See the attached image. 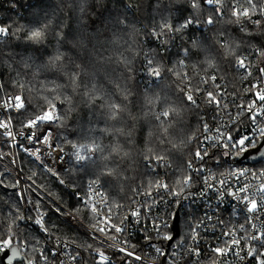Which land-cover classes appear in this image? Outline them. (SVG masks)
I'll list each match as a JSON object with an SVG mask.
<instances>
[{
    "label": "trees",
    "instance_id": "trees-1",
    "mask_svg": "<svg viewBox=\"0 0 264 264\" xmlns=\"http://www.w3.org/2000/svg\"><path fill=\"white\" fill-rule=\"evenodd\" d=\"M237 1L217 0L219 16L205 0H196L195 8L192 0H16L5 11V25L21 31L0 44V87L27 104L10 117L21 129L54 103L60 120L40 131L49 130L52 141L70 151L64 184L21 153L19 169L68 213L62 218L49 205H33L45 212L49 232L80 255V264H100L96 249L104 248L77 226L92 216L73 193L98 181L113 205L127 204L151 178L148 159L169 161L174 175L185 177L202 129L201 109L187 100L186 85L211 71L234 79L238 55L254 46L264 50V20L240 28L232 10ZM254 2L261 8L262 0ZM186 19L194 21L189 29L175 31ZM33 28L44 31L39 43L27 39ZM149 60L162 78L144 88L139 72ZM77 151L86 159L77 160ZM17 213L24 215L18 191L0 188L4 233ZM12 230V246L26 245L24 255L34 258L38 232L21 220Z\"/></svg>",
    "mask_w": 264,
    "mask_h": 264
},
{
    "label": "built area",
    "instance_id": "built-area-1",
    "mask_svg": "<svg viewBox=\"0 0 264 264\" xmlns=\"http://www.w3.org/2000/svg\"><path fill=\"white\" fill-rule=\"evenodd\" d=\"M14 1L16 0H0V26H6L5 11L10 9ZM237 3L240 9L248 11L247 16H235L240 28H244L245 22L249 20L254 24L264 20V0L261 8H257L254 0H238L234 5ZM188 29L189 27L186 30ZM200 38L198 34L197 39ZM5 39L0 40V44ZM241 58H246L247 72L237 67V62ZM150 68L156 69L153 64L147 63L139 72V81L144 88L150 87L162 78L160 73L159 76L149 74ZM262 68H264V50L254 46L238 55L234 64L236 78L225 79L211 71L202 76L201 80L186 85V96L191 95L196 101L195 105L201 109L202 129L198 137L197 151L201 152L204 159L197 158L195 154L194 159L186 163V176H191V183L183 187V190L181 184L186 176L178 179L169 161L148 159L145 164L151 178L146 185L138 188L127 204L113 205L98 181L89 182L84 192L73 193L75 200L80 204L81 199L89 196L97 200L103 196L107 204L112 207L113 223L119 224L128 217L125 221L126 231L119 234L110 233L115 239L100 233H95L99 239L92 238L94 232L91 226L97 223L98 217L89 211L92 216L90 224L77 221L81 231L86 232L91 240L110 251L111 254L107 256L110 264H258L260 259H264L256 255L264 253V239H251L252 236L264 232V208H260L264 193L259 191L260 185L264 183V175H260L264 173V158L254 164L237 163L235 153L229 158L224 155L225 148L215 146L213 140L207 139L215 136L217 129L230 134L234 139H239L243 135H253V130L256 128H264V102L258 99V94H264V73L260 71ZM209 93L216 95L219 106L209 103ZM17 95L22 97L25 108L19 112L14 108H5L4 104ZM250 104L254 106V112L248 111ZM26 108V101L21 94H4L0 87V121L10 120V131L15 136L13 140L4 135V129H0L3 142L0 146V164L6 170L3 175L14 181L15 187L12 189L18 191L22 200L23 217L26 219L21 220V224L39 234L35 257L31 260L34 264H80V255L72 246L58 236L52 235L49 230L45 232L39 229L35 224L37 206L33 205L37 201L49 205L52 211L62 218H65L66 211L20 171L17 153L25 155L38 164L43 172L55 176L59 183L63 180L61 174L68 171L71 163L70 151L54 143L49 130L46 133L40 131L41 127H51L60 119L26 128L25 125L31 120L29 119L21 129L15 127L10 114H20ZM56 115L58 116L57 110ZM253 116L255 120L252 119ZM45 136L48 137L47 143L43 141ZM260 140L261 138L257 136L258 144ZM37 149H39V159L29 154ZM253 149L255 148H250L249 151ZM244 169H247V174H233ZM160 184L167 185V190L158 188ZM244 186L248 187V192L245 194L257 201L259 208L257 212L249 213L245 203L231 195ZM0 188L8 189L3 186L1 179ZM147 192L150 193L149 196L144 195ZM173 192H179V195H172ZM57 208L60 209L59 212L56 211ZM137 208L141 213L138 222L137 218L130 215L131 211ZM39 211L44 214V225L47 228L46 214L41 208ZM177 212L179 235L174 240L165 239L166 235L174 237L173 223ZM102 214H107L106 210ZM117 216L120 219H116ZM164 222L167 223V228L162 226ZM194 228H198L195 241L192 239ZM226 233L232 235H225ZM233 239L237 241L234 246ZM217 247H228L230 250L227 254L218 256L213 252ZM121 248L126 249V252H121ZM26 249H28L26 245L20 249L23 255ZM156 249L160 251L157 252ZM250 249H255L256 258L248 255ZM127 252L133 255H127ZM42 254L47 256V261L43 259ZM73 256L76 257L75 260L72 259ZM136 257L140 259L137 260Z\"/></svg>",
    "mask_w": 264,
    "mask_h": 264
},
{
    "label": "snow or ice",
    "instance_id": "snow-or-ice-1",
    "mask_svg": "<svg viewBox=\"0 0 264 264\" xmlns=\"http://www.w3.org/2000/svg\"><path fill=\"white\" fill-rule=\"evenodd\" d=\"M205 2L208 5L214 6V11L217 13L218 16L221 14V9L219 7H217V5H218L217 0H205ZM192 6L194 8L197 7L196 0H192ZM233 14L237 17H239L241 15L247 16L248 11L246 9H244V10L240 9L238 7V3H237L236 5L233 6ZM193 23H194V21L192 19H186L184 21V23L179 24L175 27V31L187 29ZM212 23H213V20L211 17H209L207 20V24L211 25ZM44 27L46 28L47 25H45ZM172 30H173V28L171 26H169V31H172ZM19 31H21V28H19V27L16 28L15 31H12L11 26H0V40H3L6 37L15 36L16 33ZM43 37H44V31L41 28H33L27 32V39L30 41L36 42V43H39L43 39ZM17 47H19V45H17ZM26 48H27V46H26ZM36 51H39V49H36ZM61 55L62 54L58 53L54 57V60H59L61 58ZM245 59L246 58H241L237 62V67L240 69H244L245 72H247L248 65L245 64ZM148 63L150 65L152 63L151 60H149ZM260 71L262 73H264V68L260 69ZM149 74H151L153 76H159V71L156 69L150 68ZM258 99L261 102H264V94H258ZM187 100L193 104L196 103V101L193 100L191 95L187 96ZM208 100H209V103H215V104H217V106H219V101L217 100L216 95L209 93L208 94ZM4 107L5 108H14L16 111L19 112L20 110L25 108V104L23 102L22 97L17 95L13 98H10V100L4 104ZM224 107L226 108L227 105H225ZM248 111L254 112L255 111L254 106L251 104L248 105ZM162 115L167 116L168 114L163 113ZM58 119H59V117L56 115V105L53 103L41 115L36 116L34 119L29 120L27 122V124L25 125V127L26 128H33V127H36L39 123L46 122V121H55ZM252 119L255 120V116H253ZM10 126H11L10 120L9 121H0V129L5 130L4 135L15 140V136L10 131ZM257 136H259L261 138V140H264V128H256L253 130V135H251V136L243 135L239 139H234L230 134L217 129V134L213 137H207V139L213 140L215 142V146L225 148L224 155L228 156L229 158H231L233 156V153H235L236 157H237L236 162L240 163L241 159H247L251 156V153L249 151L250 148H256L260 157L264 158V152L260 151V148H264V143H259V147H257V144H258ZM43 141H44V143H47L48 137L45 136L43 138ZM85 150L86 151H93L94 149L86 148ZM25 151H28V150L25 149ZM38 153H39V149H37L34 152H30L29 154L32 156H35L36 159H39ZM204 155L205 156L207 155L206 149L204 151ZM196 156H197V158H199L201 160L204 159V156L201 155L200 151H197ZM76 159L82 161V160L86 159V157L81 156L79 151H77ZM189 167H191V165H189ZM49 171H51V169H49ZM233 174L234 175L247 174V169L241 170L238 173H233ZM260 175H264V173H261ZM60 183L64 184V181L60 180ZM190 183H191V176H186L183 179V182L181 184V186H182L181 190H183V187H187ZM178 184H180L179 181H178ZM157 187L158 188H164L167 190V185H165V184H160ZM259 191L264 193V183H262L260 185ZM247 192H248V187L244 186V187H241L237 192L231 193V195H234L237 200L244 202L246 205V209L249 213L257 212L259 210L257 201L255 199H251L248 195H246L245 193H247ZM242 194H244V195H242ZM144 195L149 196L150 193L147 192V193H144ZM172 195H179V192H173ZM81 204L90 213H92L98 217L97 223L91 226L93 229V232H94V235L92 236L93 239H99V237L96 236L95 233H100L106 237H109L111 239H115L114 236L110 235L111 232H115V233L119 234V233H123L124 231H126L125 221L128 219V217H125L124 220H121L119 224L113 223L114 217H113L112 207H110L107 204V202L103 196H101L98 200L93 199L92 196H89L86 199H81ZM260 208H264V200H262L260 202ZM105 210H106L107 214H102ZM56 211L59 212L60 209L57 208ZM140 214L141 213H140L139 208L131 211V213H130L131 217L137 218V222H138V218H139ZM115 218L120 219L118 216ZM177 218H178V214H177ZM23 219H26V218L17 213L16 217L11 221L9 228H8L6 233H4L3 229L0 228V250H3V253H4L3 256L0 257V264H3L4 260L6 258H8L9 251L12 252V256L17 255V250L12 247L13 242H14V238H15V234L12 230V226L15 225L18 220H23ZM35 224L37 226H39V229H43V231H45V232L48 231V229L44 225V214L39 211L38 205H37V217L35 218ZM162 226L165 228L168 227L166 222H164ZM177 235H178V233H177ZM225 235L231 236L232 233H226ZM197 236H198V228H194L192 231V239L195 241ZM164 238L168 239V240L174 239V237H170L167 235ZM251 239L252 240L264 239V232H262L258 236L257 235L252 236ZM236 243H237V241L235 239H233L232 240L233 246ZM88 248H92V245L88 244ZM229 250L230 249L228 247H225V248L217 247V248L213 249V252L216 253L218 256H222V255L227 254V252ZM120 251L126 252V249L121 248ZM156 251L159 252L160 249H156ZM193 251H196V250L193 249ZM96 252H97L100 264H110L108 257L105 255L104 252L100 251L99 249H96ZM254 252H255V249H250L248 252V255L253 256V258H256V256L254 255ZM127 255L131 256L133 254L131 252H127ZM256 255L264 257V253H257ZM42 256H43V254H42ZM43 259L45 261H47V256H43ZM72 259L75 260L76 257L73 256ZM136 259L139 260L140 257H136ZM9 264H11V262H9ZM28 264H34V261L29 260ZM258 264H264V259H260L258 261Z\"/></svg>",
    "mask_w": 264,
    "mask_h": 264
},
{
    "label": "water",
    "instance_id": "water-1",
    "mask_svg": "<svg viewBox=\"0 0 264 264\" xmlns=\"http://www.w3.org/2000/svg\"><path fill=\"white\" fill-rule=\"evenodd\" d=\"M259 143H264V140H260ZM259 147V144L258 146ZM260 151L261 152H264V148H260ZM250 153H251V156L247 159H241V162H244V163H258L260 162L263 158L260 157L259 153L257 152V149H253V150H250ZM178 214V212H177ZM177 214H176V217H175V220H174V223H173V230H174V239L176 237H178L179 235V228H178V223H179V218H177ZM178 233V235H177ZM173 239V240H174ZM14 249L17 250V255L16 256H12V252L9 251V256L8 258H6L3 262V264H9V262H11V264H17V263H24V264H28V260L26 258L25 255H23L20 251V249L18 248V246H12ZM3 251H1L0 253V257L3 256Z\"/></svg>",
    "mask_w": 264,
    "mask_h": 264
},
{
    "label": "rangeland",
    "instance_id": "rangeland-1",
    "mask_svg": "<svg viewBox=\"0 0 264 264\" xmlns=\"http://www.w3.org/2000/svg\"><path fill=\"white\" fill-rule=\"evenodd\" d=\"M48 107H50V106H48ZM47 107V108H48ZM6 170L3 168V166L0 164V179L2 180V184H3V186L4 187H7L8 189H6L7 191H14L12 188H14L15 186H14V183L13 182H11V181H4V179H5V175H3L4 174V172H5ZM5 190V191H6ZM16 191V190H15ZM64 214L66 215V216H69L68 215V213L67 212H64ZM89 224V223H88ZM100 251H102V252H104L105 253V255L106 256H109L111 253H110V251L109 250H107V249H102V250H100Z\"/></svg>",
    "mask_w": 264,
    "mask_h": 264
}]
</instances>
